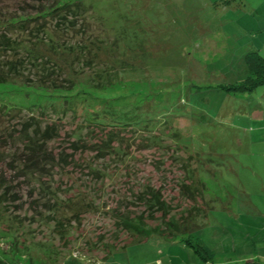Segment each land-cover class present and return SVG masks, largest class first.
<instances>
[{
    "label": "rangeland",
    "instance_id": "1",
    "mask_svg": "<svg viewBox=\"0 0 264 264\" xmlns=\"http://www.w3.org/2000/svg\"><path fill=\"white\" fill-rule=\"evenodd\" d=\"M82 1L95 18L89 21L91 37L100 39L102 47L94 52L96 61L86 67L79 84L58 91L20 80L0 83V111L9 110L10 119L21 111L26 119L54 123L62 137L72 132L95 138L107 131L119 133L113 144L130 154L126 166L136 173V180L124 177L117 163L111 165L109 178L86 183L99 188V195L92 197L100 208L82 216L71 239L55 233L48 211L45 220L37 221L28 205L22 206L24 211L0 207V262L264 263V84L238 89L248 76L246 55L253 52L264 58V0ZM0 6L12 11L20 5L0 0ZM101 74L111 79L98 77ZM123 104L124 114L139 125L111 126L119 120L112 110ZM100 119L104 125L96 124ZM152 137L158 141L150 142ZM169 147L178 158L187 157L184 151L196 158L191 164L198 167L205 185L203 205L209 204L205 218L198 220L193 237L183 235L175 241L119 232L109 210L123 195L132 196L134 181L138 187L163 184L152 160L163 162L162 174L168 179L163 196L175 211L171 215H180L177 203L187 201L171 180H180L183 170L171 163ZM109 161L111 157L105 158ZM56 179L65 182L61 190L66 195L71 181ZM161 218L157 213L153 221H146L156 227ZM186 239L204 242L215 257L203 259Z\"/></svg>",
    "mask_w": 264,
    "mask_h": 264
},
{
    "label": "trees",
    "instance_id": "2",
    "mask_svg": "<svg viewBox=\"0 0 264 264\" xmlns=\"http://www.w3.org/2000/svg\"><path fill=\"white\" fill-rule=\"evenodd\" d=\"M15 2L20 5L18 9H13L16 13L8 9L4 11L0 6V83L20 80L26 85L50 90H72L79 84L86 67L96 61L94 52L102 47L100 39L101 42L97 37H91L93 27L89 21L92 22L95 18L89 7L82 0ZM245 64L248 76L238 89L246 91L264 84V58L252 52L246 55ZM102 75L98 77L107 81L111 79L110 74ZM126 104L112 110L115 117L119 118L113 121L115 124H111L112 127L121 129V126L140 124L124 114ZM108 111L107 109L106 112ZM9 114V110L0 111V147L3 148L0 150V161L4 164L0 166V207L11 205V210L24 211L22 206L28 205L37 221L45 220L44 213L48 211L52 214L51 222L55 233L61 238L71 239L82 216L100 208L92 197L94 194L99 195V188H88L86 185L89 184L86 183L109 178L111 165L117 166V163L123 167L124 177L136 180V173L126 166L130 154L113 144L119 133L107 131L102 137L95 138L82 137L81 134L72 132L62 137L59 127L54 123H45L33 116L26 119L21 111L11 119ZM2 117H7L8 121L2 120ZM17 117L19 120L13 121ZM104 123L103 119L96 122L97 125ZM157 139L152 137L149 141L154 143ZM56 141L58 143L53 146L49 144ZM169 149L172 152L169 156L171 163H178L183 170L180 180H171L176 190H179L182 201H187L177 203L181 209L179 218L171 215L174 209L171 202L163 196L162 187L168 183L165 174H162L163 162L152 160L153 167L161 174L160 181L163 184L155 187L148 182L138 187V181H134L137 188L132 196L123 195L109 210L119 232H127L135 238L157 235L167 241H175L183 235L192 234L193 237L198 220L205 218L209 204L203 205L205 185L199 179L198 167L191 164V158L195 157L184 151L187 157L178 158L177 151ZM109 157L112 161L107 164L105 158ZM57 177H66L67 181H71L72 187L65 190L66 195L61 190V185L65 182L57 183ZM47 179L56 181L57 185L45 184ZM77 182L79 186H75ZM23 198H26L25 202L22 201ZM23 213L26 215L28 212ZM157 213L161 214V223L151 227L146 220L153 221ZM9 215L7 214L8 218ZM191 241L185 240L203 259L215 257V253L204 242L199 239L195 240L196 243ZM110 251L111 249L108 252ZM229 264L264 263L245 261Z\"/></svg>",
    "mask_w": 264,
    "mask_h": 264
}]
</instances>
